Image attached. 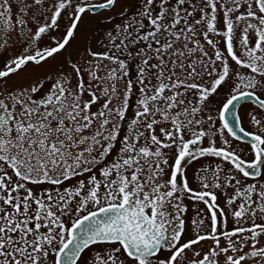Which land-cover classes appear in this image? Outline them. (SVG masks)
I'll use <instances>...</instances> for the list:
<instances>
[{
    "label": "snow or ice",
    "instance_id": "1",
    "mask_svg": "<svg viewBox=\"0 0 264 264\" xmlns=\"http://www.w3.org/2000/svg\"><path fill=\"white\" fill-rule=\"evenodd\" d=\"M85 17L111 26L104 51L33 77ZM202 157L220 163L194 189ZM185 197L206 209L187 240ZM261 237L264 0H0V264H264Z\"/></svg>",
    "mask_w": 264,
    "mask_h": 264
},
{
    "label": "flooded vegetation",
    "instance_id": "2",
    "mask_svg": "<svg viewBox=\"0 0 264 264\" xmlns=\"http://www.w3.org/2000/svg\"><path fill=\"white\" fill-rule=\"evenodd\" d=\"M13 2H15V0H13ZM58 33H54V35H56ZM79 34L77 36V39L75 41H73L71 43V46L67 48V51H62L59 55H57L56 59L54 61H52L49 65H45V68H40L38 70H36V73H33V77L35 76V74L39 73V74H43L45 72H48V70H52V69H66L67 71L70 70L69 65H66L64 63L65 60H67L69 62V64L71 62H74L75 60L79 59L78 56V52H79ZM223 50V49H222ZM224 50H225V45H224ZM232 63V65L234 66V62H230ZM10 83H16V84H20V83H27V74H21L20 76H17L14 78L13 81H10ZM73 83H75V80H73ZM100 106V101L97 102V105L95 106V108L93 110H96V108H99ZM256 105L252 102V101H245L242 102L239 107H238V114L242 117V126L247 130V131H251L250 129L246 128L243 121L244 119L247 118V116L244 115V111L245 109L251 110L253 108H255ZM237 142V141H236ZM237 143H242L243 142H237ZM246 145V144H245ZM248 159H251V157H247ZM172 161L170 160V163ZM201 163L202 167H207L209 166V163H220L219 158H206V157H202L200 158L198 161H193L191 164H186L185 168H186V175L189 181V186L196 189L199 186V183L194 182V177L193 174L194 173H198L200 172L201 168H199V170L197 172H193L192 167L196 164ZM213 167L215 165H212ZM222 167H228L227 163L224 162L222 163ZM242 179H246V180H250V181H254L252 178H242ZM254 183V182H251ZM227 194L230 196L233 193V189L232 188H228L227 190ZM217 195V203L220 206V208H224L226 212H228V208L226 206V200L227 197L224 195L223 192L221 191H217L216 192ZM184 204L187 206L188 211L184 214L185 215V220L188 221L189 223L191 222V220L196 218V211L197 209H202V210H206L205 209V205L202 202H196V201H191L189 199H187V197H185L184 200ZM233 208H235V205L233 206ZM206 222H208V217H205ZM234 221L233 217L231 216V214H228V223ZM191 225V223L189 224ZM229 230H232L231 228ZM189 231H191V226L189 227ZM243 235H248V234H243ZM192 238V235L189 237ZM240 235H238L237 237H234V240H240ZM224 240L221 239V246L224 247L226 246V244H224ZM261 242L264 243V237H261ZM212 244L211 241H202L201 245H195L194 247H200L202 246L204 248L205 251L208 250L209 245ZM250 245H246L243 246V250L248 249L249 250ZM204 253H201V256ZM189 258H193L192 257V253H188Z\"/></svg>",
    "mask_w": 264,
    "mask_h": 264
},
{
    "label": "rangeland",
    "instance_id": "3",
    "mask_svg": "<svg viewBox=\"0 0 264 264\" xmlns=\"http://www.w3.org/2000/svg\"><path fill=\"white\" fill-rule=\"evenodd\" d=\"M122 2L126 3L130 8L135 4V0H122ZM198 15L199 14L197 13V16ZM117 19H119V17H117ZM114 23H115V21H114ZM110 27L111 26H107V27L104 26L102 22L97 21L94 18L85 17V23L81 26L80 33H79V47H78L79 58L81 55L84 54L85 48H88V47H91L93 50L104 51V42H103L104 41V34L106 31L110 30ZM220 47H221V49L224 50V43L223 42H221ZM209 52L211 54V49H209ZM105 63H107V62H105ZM44 68H45V66H44ZM55 70H58V69L48 70V72L55 71ZM62 70L67 71L66 69H62ZM85 79H87V77H85ZM226 95H227L226 91H222L218 96H215L213 98V104L214 105H220L224 101V98ZM85 98L87 99V96H85ZM134 101H135V95L133 96V104H134ZM128 115L129 116L132 115L131 109H130ZM212 115L214 117L216 116L215 110L212 112ZM243 123H244L246 128L250 129L251 131H254V128L248 122V118L244 119ZM219 125H220V122L217 121L216 122L217 128L219 127ZM205 144H206V141H205ZM233 144L238 149L247 148V145L242 144V143H237L236 141H233ZM215 164L216 163H209L208 165H215ZM201 167H202L201 163H199V164L194 165L192 167V170H193V172H197L199 170V168H201ZM196 174L197 173L193 174L194 182L199 183V181L195 178ZM81 178L86 179L87 176L81 177ZM76 179L77 178H74L71 183L75 184ZM246 182L251 183V182H255V181L246 180ZM32 187L35 191H42L43 188H47L49 186L44 185V186H40V187H38V186H32ZM257 222L259 223L260 221L258 220ZM189 224L190 223L188 221H186V228L188 229V234L183 238L184 240H187L192 235V232L189 231V227L191 226ZM235 226L236 225H235L234 221L229 222L228 223V230L230 228L233 229ZM224 244H226V242H224ZM244 251H248V249H245ZM220 259H222V257H220Z\"/></svg>",
    "mask_w": 264,
    "mask_h": 264
},
{
    "label": "water",
    "instance_id": "4",
    "mask_svg": "<svg viewBox=\"0 0 264 264\" xmlns=\"http://www.w3.org/2000/svg\"><path fill=\"white\" fill-rule=\"evenodd\" d=\"M242 102H245V100H241V101H239L238 104L240 105ZM236 112L238 113V107H237V109H236ZM231 119H232V117L229 116V120H231ZM246 139H247V138H246ZM241 142H243V141H241Z\"/></svg>",
    "mask_w": 264,
    "mask_h": 264
}]
</instances>
